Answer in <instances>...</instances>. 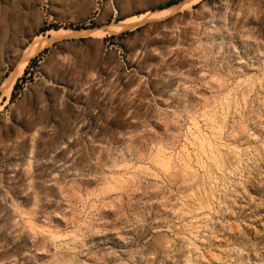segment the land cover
Wrapping results in <instances>:
<instances>
[{"label": "rangeland", "instance_id": "obj_1", "mask_svg": "<svg viewBox=\"0 0 264 264\" xmlns=\"http://www.w3.org/2000/svg\"><path fill=\"white\" fill-rule=\"evenodd\" d=\"M130 1L188 9L39 53L0 111V264H264V0ZM21 2L0 0V95L44 30Z\"/></svg>", "mask_w": 264, "mask_h": 264}, {"label": "crops", "instance_id": "obj_2", "mask_svg": "<svg viewBox=\"0 0 264 264\" xmlns=\"http://www.w3.org/2000/svg\"><path fill=\"white\" fill-rule=\"evenodd\" d=\"M114 1H116V4H114V2L112 4L108 3V0H34V5L39 6L36 9L37 14H38L37 20L38 22L43 24V27L45 30V31L40 32L42 33L40 35H45V37L49 41V44L44 49H42L41 52L45 50H51L52 48L58 49V50L61 48H66V47L68 48L69 47H74V48L81 47L82 48L85 46V44L87 45L90 41L97 42L98 45H101L103 43L105 46H107V45H110V43H115L116 41H118L119 36H126L127 34L134 33L137 30H139L143 26L144 23L137 27L126 26V25H129L127 23V19L128 18L131 19L135 16H132V15L122 16L121 15L122 14L121 5L126 3V0H123L122 2L121 0H114ZM127 2L130 3L131 1L127 0ZM23 5H24V0H22L21 2L22 8H23ZM58 6L64 7L66 11V14L64 17L56 13V7ZM79 6L86 7V14L83 17H79L73 14V7H79ZM86 22H90L93 28L89 27L87 29H79V30L71 28V27H76V25L79 23H86ZM120 22L123 23V25H121ZM54 24H59V25L73 24V26H70L67 29L74 30V33L78 32L76 34H79L80 31L82 30H85V31L99 30L108 35L104 34L105 35L104 38L103 37L97 38V37H91L89 35L88 36L87 35H75L74 33H71L72 37H70L71 35H69V36H66L68 38L63 36V40H62V37L54 39L52 38L50 33H48L50 32V30L53 29L51 27H53L52 25ZM119 25L122 28L121 30L122 32L115 30V28L119 27ZM123 31H126V32H123ZM32 36H33V39H35L39 35L33 34ZM30 70H33V69H30ZM26 71H28V69H26ZM31 75L32 73L29 72L27 73L26 76H31ZM35 76H38L35 78L36 80L44 79L45 81H47L49 84H52V85H65V83L57 82L56 80H54L53 77H47L45 73V69L42 66L37 67L36 71L34 72V77ZM85 78H86L85 84H87V80H88L87 69L85 73Z\"/></svg>", "mask_w": 264, "mask_h": 264}, {"label": "bare ground", "instance_id": "obj_3", "mask_svg": "<svg viewBox=\"0 0 264 264\" xmlns=\"http://www.w3.org/2000/svg\"><path fill=\"white\" fill-rule=\"evenodd\" d=\"M201 0H197L195 1L194 3H198L200 2ZM114 1L112 0L111 3H113ZM191 5V4H190ZM191 7V6H190ZM180 8L182 10H185L184 8H187L186 5H183V6H180L178 7L177 5L176 6H171V7H168L166 9H163V10H159V11H155V12H148L146 14H142V15H139V16H135L131 19H127V23L129 25H126V26H134V27H137L141 24H143V22L145 20H163V19H167L168 17L172 16L173 14H175L177 12V10H180ZM188 9V8H187ZM114 10V9H113ZM116 11V10H115ZM179 12V11H178ZM121 23V22H120ZM119 23V24H120ZM148 23V22H147ZM115 25V24H114ZM121 25H123V23H121ZM116 31H121L122 28L121 26L119 25V27H116L115 28ZM124 30V29H123ZM129 30V29H127ZM133 31V30H132ZM122 32V31H121ZM123 32H126V31H123ZM50 35L52 36V38L54 39H57V38H60L62 37V40H63V36H69L71 35V33H74V30L72 29H67V28H60V29H52L50 30ZM47 33V35H48ZM78 33V32H76ZM74 33L75 35H89L91 37H103L105 35H108V34H105L99 30H82L80 31L79 34H76ZM73 34V35H74ZM105 34V35H104ZM118 34V33H117ZM72 37V35L70 36ZM78 37V36H77ZM82 37V36H81ZM51 38V39H52ZM68 38V37H66ZM65 38V39H66ZM74 38V37H73ZM79 38V37H78ZM86 38V37H85ZM77 39V38H76ZM33 41V40H32ZM35 43H32L31 46H29L26 51H27V56H26V59L21 62V65L19 67V69L17 71H15L12 76L8 77L2 87H1V95H0V111L7 105L8 103V100L11 98L12 96V93L14 91V88H15V85L17 84L19 78H21L26 69H27V66L29 65V62L31 61V59H33L39 52H41L42 49H44L48 44H49V41L48 39L45 37V35H39L35 38ZM23 58H25V56H23ZM22 58V59H23ZM4 100V101H3Z\"/></svg>", "mask_w": 264, "mask_h": 264}, {"label": "trees", "instance_id": "obj_4", "mask_svg": "<svg viewBox=\"0 0 264 264\" xmlns=\"http://www.w3.org/2000/svg\"><path fill=\"white\" fill-rule=\"evenodd\" d=\"M174 4H175V3H171V4L169 5V7L172 6V5H174ZM51 28H53V29H60L59 26H53V27H51ZM71 28H74V29H77V30H79V29H87V27H83V26H76V27H71ZM92 28H93V27H92ZM43 31H45V30H43ZM25 73H26L25 75H27L28 71H26ZM24 80H25L24 77L19 79V81H18L17 84L15 85V90H17V89L19 88V86H20V85H19L20 82H22V81H24ZM12 96L14 97V96H15V93H13Z\"/></svg>", "mask_w": 264, "mask_h": 264}]
</instances>
